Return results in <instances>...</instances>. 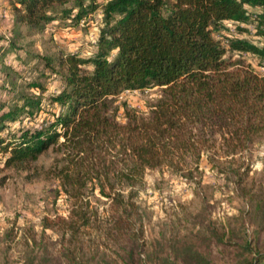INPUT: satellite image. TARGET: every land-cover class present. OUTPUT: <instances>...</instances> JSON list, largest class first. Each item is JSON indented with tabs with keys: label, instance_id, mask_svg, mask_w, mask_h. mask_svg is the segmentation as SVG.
Masks as SVG:
<instances>
[{
	"label": "trees",
	"instance_id": "trees-1",
	"mask_svg": "<svg viewBox=\"0 0 264 264\" xmlns=\"http://www.w3.org/2000/svg\"><path fill=\"white\" fill-rule=\"evenodd\" d=\"M100 7L103 25L91 55L71 51L45 57L61 77L58 92L44 96L45 86L33 82L41 94L22 92L8 108L0 106L5 167L30 169L51 147L62 153L64 163L53 174L73 208L68 217L42 220V237L48 230L60 233L55 264H91L84 259L90 228L132 255L142 235L136 198L148 169L167 166L193 178L206 156L225 172L226 159L237 160L264 140V74L242 58L250 54L264 67V0L15 4L17 21L39 32L58 18L79 22ZM10 45L1 56L14 42ZM154 86L163 88V96L148 117L124 106L126 120H118L122 92ZM48 104L59 111L49 112ZM46 111L48 116H42ZM91 189L109 201L103 217L91 205ZM47 254L44 260H50ZM247 264H264V251Z\"/></svg>",
	"mask_w": 264,
	"mask_h": 264
},
{
	"label": "rangeland",
	"instance_id": "rangeland-1",
	"mask_svg": "<svg viewBox=\"0 0 264 264\" xmlns=\"http://www.w3.org/2000/svg\"><path fill=\"white\" fill-rule=\"evenodd\" d=\"M15 4L16 0H0V106L4 108L17 101L19 93L41 94L30 85L33 82L45 86L44 96L58 92L61 77L45 59L71 51L91 55L103 25L100 7L79 22L58 18L45 30L34 31L17 21ZM11 41L14 47L1 56ZM242 58L264 74L255 57L245 54ZM162 96L161 86L122 92L117 100L118 120H126L124 106L148 117ZM47 108L59 111L57 105ZM27 124L32 125L28 120ZM213 156L218 159L220 154L214 151ZM61 158L62 153L51 147L27 170L5 167L0 161V264L56 263L60 233L48 230L42 237V220L56 214L68 217L73 208V200L59 191L53 174L64 163ZM236 158L226 159L223 172L204 156L193 178L167 166L148 169L136 198L142 235L132 255L90 228L84 259L91 264H247L264 251V140ZM190 166L195 168L194 163ZM245 172L240 178L238 174ZM89 196L92 207L105 216L108 199L93 189ZM45 254L50 260L43 259Z\"/></svg>",
	"mask_w": 264,
	"mask_h": 264
}]
</instances>
